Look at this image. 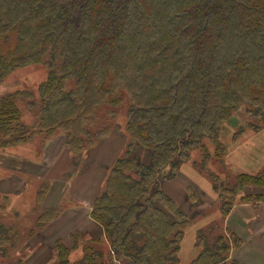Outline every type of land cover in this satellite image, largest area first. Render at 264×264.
<instances>
[{
    "label": "trees",
    "instance_id": "1",
    "mask_svg": "<svg viewBox=\"0 0 264 264\" xmlns=\"http://www.w3.org/2000/svg\"><path fill=\"white\" fill-rule=\"evenodd\" d=\"M31 65L45 66L47 80L38 98L28 90L0 98V152L60 133L67 152L85 159L120 110L126 119L128 145L91 212L110 252L94 239L72 263L77 240L59 242L56 264H180L191 220L162 187L195 151L205 167L206 140L218 141L242 108L264 125V0H0V85ZM21 98L34 113L31 126L22 123ZM209 179L221 200L231 195L223 216L249 200L246 187L264 189V173L240 174L230 187ZM191 197L202 203L192 190ZM59 213H43L39 229ZM19 238L0 221L7 264H26L11 255ZM233 245L239 239L232 243L213 223L198 232L201 252L191 264H228Z\"/></svg>",
    "mask_w": 264,
    "mask_h": 264
},
{
    "label": "crops",
    "instance_id": "2",
    "mask_svg": "<svg viewBox=\"0 0 264 264\" xmlns=\"http://www.w3.org/2000/svg\"><path fill=\"white\" fill-rule=\"evenodd\" d=\"M65 145V136L58 133L48 140L45 150L46 161L43 162L48 165V196L45 205L48 210L59 209L60 213L42 230L46 237L41 246L48 248V259L52 260V253L56 251L59 242L73 246L74 238L80 237L70 256V261L74 263L83 257L84 243L94 239L101 240L106 253L110 252L111 245L105 229L91 218V212L111 169L126 150L128 137L119 125L118 129L99 141L85 159L80 160L72 157ZM56 149L58 153L53 156ZM63 163L65 167L60 168ZM239 165L244 168L241 173L258 175L264 168V160L256 164L240 162ZM163 190L192 219L181 242L180 264H191L198 257L201 252L197 247L198 232L220 220L223 222L221 231L226 236L239 239V245L243 241L241 246H232L228 264H264V221H261L264 199L256 198L259 192L264 193V189L246 187L244 195L249 200L236 202L227 216H223L219 208L216 218L220 220H209L207 217L202 219L203 212L219 205L221 198L212 181L197 171L193 163L184 165L177 178L164 184ZM190 190L202 201L201 204L196 201V197L190 198ZM257 191L258 194H255ZM208 200L211 203L207 204ZM35 258L31 263L39 264ZM110 264L120 263L114 260Z\"/></svg>",
    "mask_w": 264,
    "mask_h": 264
},
{
    "label": "rangeland",
    "instance_id": "3",
    "mask_svg": "<svg viewBox=\"0 0 264 264\" xmlns=\"http://www.w3.org/2000/svg\"><path fill=\"white\" fill-rule=\"evenodd\" d=\"M48 72L43 65H31L15 70L0 85V98L19 90H28L38 98L40 96L38 90L40 85L47 80ZM18 106L22 110V123L31 126L35 117L28 107L27 101L21 98ZM119 114L117 119L111 122L113 130L119 128L118 123L123 128L125 127V112L120 110ZM250 121L246 109L242 108L236 112L223 126L218 141L206 140L205 152L210 154V159L204 160L206 166L201 165L204 153L198 150L182 167L188 163H193L194 168L208 179L210 176L215 177L217 175L220 177V183L226 181L225 186L230 187L229 184H234L235 177L246 174L241 173L244 168L239 165L240 162L249 161L256 164L259 160H264V125L262 126V122H258L255 118L252 119V122ZM251 123L261 127L253 128L250 126ZM44 137V135L40 138L36 137L25 144L13 146L5 152H0V221L19 230L20 238L17 242V248L14 252L11 251V255L13 259L22 258L26 264H32L31 261L34 257L39 264H56L57 258V251H55L52 253L54 258L48 259V248L41 246L45 243L46 234L42 232L43 229L40 230L38 227V218L48 210L45 205L48 196V165L43 162V160L46 161L45 150L48 146V140H44ZM216 150L220 152L219 159L214 157ZM57 153L58 149L53 152V156ZM62 167H65L64 163L63 166H60V168ZM260 173H264V168ZM259 194L261 200L264 199V193L259 192ZM223 197L224 199L219 205L209 208L205 213L203 212L202 219L207 217L209 220L214 218L220 220L219 217L216 218L218 216L217 210L222 207L226 199L231 198V195L226 193ZM193 202L194 205H197L195 201ZM208 203L211 201L208 200ZM262 216L261 221H264V212H262ZM190 220L192 219L190 218ZM214 223H218L221 228L223 226L221 220ZM223 234L226 236L225 232ZM79 238H74V241ZM229 239H232V243L235 240L234 237H229ZM241 245H243V241L239 246ZM9 262H11L10 259L3 260L0 258V264Z\"/></svg>",
    "mask_w": 264,
    "mask_h": 264
}]
</instances>
